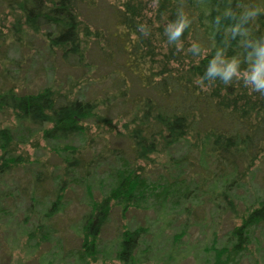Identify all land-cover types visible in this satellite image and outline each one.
Returning <instances> with one entry per match:
<instances>
[{
    "label": "trees",
    "instance_id": "1",
    "mask_svg": "<svg viewBox=\"0 0 264 264\" xmlns=\"http://www.w3.org/2000/svg\"><path fill=\"white\" fill-rule=\"evenodd\" d=\"M2 2L11 8L17 6L28 31L49 30L53 46L81 53L82 36L90 32L85 26V7L92 6L93 0ZM155 5L148 11H155L160 43L165 33L170 35L184 23L177 39L192 45L187 57L191 63L180 72L172 67L170 60L179 65L183 62L177 49L163 61L156 59L155 44L144 43L140 3L139 8L125 4L114 10L117 28L123 29L115 34V42L126 60L115 84L119 97H115L114 105L120 101L122 115L130 119L124 133L118 135L121 143H129V154L115 158L119 166H111L113 182L102 200H96L89 191L101 161L85 162L73 155L78 149L72 146L58 150L65 179L55 180V200L45 216L51 218L60 211L67 182L89 187L90 209L81 225V261L97 257L100 236L114 207L125 212L155 206L186 208L192 200L198 203L200 196L218 205L219 197L233 198V192L242 187L240 180L264 156V89L257 91L252 80L264 63V0H156ZM253 9L255 15H251ZM2 47L0 38V51ZM230 68L232 74L225 80ZM101 100L73 98L54 88L22 93L10 87L0 94V113L13 112L25 134L41 131L48 142L71 143L75 138H85L88 143L94 141L87 138L89 123L114 128L112 103ZM15 133L12 128L0 129V175L26 162L16 154V143H26L28 136ZM184 145L186 152L180 159L175 151ZM153 155H168L165 173L157 179L133 167ZM192 173L199 175V184L188 179ZM50 179L37 175V191ZM253 203L246 208L242 224L229 233L225 246L215 248L214 264H238L251 244L254 229L264 225V199ZM146 233L143 227L126 228L119 239V260L130 263Z\"/></svg>",
    "mask_w": 264,
    "mask_h": 264
},
{
    "label": "rangeland",
    "instance_id": "2",
    "mask_svg": "<svg viewBox=\"0 0 264 264\" xmlns=\"http://www.w3.org/2000/svg\"><path fill=\"white\" fill-rule=\"evenodd\" d=\"M93 1L92 6L85 7V26L90 32L82 36L80 54L53 46L49 30L28 31L17 6L11 8L8 3H0V38L3 40L0 94L10 87L22 93L54 88L73 98L107 99L113 104L109 106L114 126L111 129L89 123L87 138L93 142L85 143V138H75L71 143H54L46 141L41 131L25 134L13 112L0 113V129L12 128L16 135L28 136L26 143H16V154L26 162L0 175V264H214L215 248L225 246L229 233L242 224L246 208L257 199H264V156L240 180V189L234 185L233 198H218L219 207L203 196L198 203L192 200L185 204L186 208L155 206L146 210L129 208L125 212L123 208L114 207L100 236L99 252L94 260L81 261L78 256L83 240L81 225L90 209L89 187L67 182L60 211L51 218L45 216L50 202L55 200L53 190L58 186L55 180L65 179V165L59 149L72 146L78 149L73 155L81 156L85 162L101 161V170L94 175L89 190L98 201L103 199L108 184L113 182L110 168L119 166L115 158L129 154V143L125 140L121 143L118 135L124 133V125L130 119L122 115L124 108L120 101L114 105L115 97H119L115 84L123 74L121 65L126 62L125 54L115 42V34L123 29L117 28L114 10L125 4L139 8L140 3L145 25L144 43L155 44L156 59L163 61V57L177 49L183 62L179 65L170 60V65L180 72L191 63L187 59L192 49L189 42H180L165 33L163 43H160L155 11H148L151 6L156 8V0ZM176 152L181 159L186 152L185 145L178 147ZM167 157L153 155L151 160L138 161L133 167L141 174L157 179L165 173ZM37 175L51 177L39 191ZM188 179L199 184L200 177L192 173ZM207 188L210 189V185ZM141 227L147 233L133 260L123 263L118 258L119 239L126 228ZM238 264H264V225L254 229L251 244Z\"/></svg>",
    "mask_w": 264,
    "mask_h": 264
},
{
    "label": "clouds",
    "instance_id": "3",
    "mask_svg": "<svg viewBox=\"0 0 264 264\" xmlns=\"http://www.w3.org/2000/svg\"><path fill=\"white\" fill-rule=\"evenodd\" d=\"M256 10L253 9L251 15H255ZM185 28V24L184 23H180L179 25H177L175 27V30L172 31L171 33V38H178L184 31ZM215 70V69H213ZM232 69L230 68V70L228 72L225 73V80H227L230 75L232 74ZM252 80L255 82L256 84V90L259 91L260 89H264V63H262L260 65V67L258 68L257 72L255 73V75L252 77Z\"/></svg>",
    "mask_w": 264,
    "mask_h": 264
}]
</instances>
